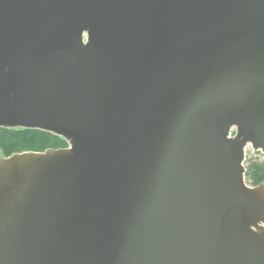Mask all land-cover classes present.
Masks as SVG:
<instances>
[{"label":"water","instance_id":"1","mask_svg":"<svg viewBox=\"0 0 264 264\" xmlns=\"http://www.w3.org/2000/svg\"><path fill=\"white\" fill-rule=\"evenodd\" d=\"M0 128L68 145L0 156V264H264V0H0Z\"/></svg>","mask_w":264,"mask_h":264},{"label":"trees","instance_id":"2","mask_svg":"<svg viewBox=\"0 0 264 264\" xmlns=\"http://www.w3.org/2000/svg\"><path fill=\"white\" fill-rule=\"evenodd\" d=\"M67 142L53 133L25 128H0V153L3 157L25 152L43 153L66 148ZM245 180L251 186L264 182V161L249 160Z\"/></svg>","mask_w":264,"mask_h":264},{"label":"rangeland","instance_id":"3","mask_svg":"<svg viewBox=\"0 0 264 264\" xmlns=\"http://www.w3.org/2000/svg\"><path fill=\"white\" fill-rule=\"evenodd\" d=\"M232 135H233V132H232ZM0 156H1V153H0ZM249 160L261 162V161H264V155L259 151H254L250 146H248L245 149V157H244V162H243L244 167L248 164Z\"/></svg>","mask_w":264,"mask_h":264},{"label":"flooded vegetation","instance_id":"4","mask_svg":"<svg viewBox=\"0 0 264 264\" xmlns=\"http://www.w3.org/2000/svg\"><path fill=\"white\" fill-rule=\"evenodd\" d=\"M83 37H84V39L86 40V38H87V33H84V34H83Z\"/></svg>","mask_w":264,"mask_h":264}]
</instances>
